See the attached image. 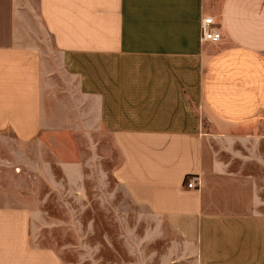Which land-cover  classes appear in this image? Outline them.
<instances>
[{"label": "crops", "instance_id": "obj_1", "mask_svg": "<svg viewBox=\"0 0 264 264\" xmlns=\"http://www.w3.org/2000/svg\"><path fill=\"white\" fill-rule=\"evenodd\" d=\"M206 16L220 41L201 39ZM202 118L225 148L264 164V126L237 130L264 122V0H0V133L103 128L121 153L116 180L185 257L264 264L259 185L206 154ZM61 167L84 180L82 163ZM190 175L199 187L185 186ZM40 213L0 199V264H66L39 244Z\"/></svg>", "mask_w": 264, "mask_h": 264}, {"label": "rangeland", "instance_id": "obj_2", "mask_svg": "<svg viewBox=\"0 0 264 264\" xmlns=\"http://www.w3.org/2000/svg\"><path fill=\"white\" fill-rule=\"evenodd\" d=\"M68 112L63 118L72 126L77 118ZM202 120L206 154L213 149L230 169L250 175L259 185L264 212V164L258 154L246 147L228 150ZM263 126L258 121L237 130L257 132ZM74 128L44 131L29 140L11 130L0 133V199L39 207V244L55 249L66 264H195L182 254L168 223L135 202L116 180L121 153L111 133ZM62 162L83 164L78 187L65 178Z\"/></svg>", "mask_w": 264, "mask_h": 264}, {"label": "built area", "instance_id": "obj_3", "mask_svg": "<svg viewBox=\"0 0 264 264\" xmlns=\"http://www.w3.org/2000/svg\"><path fill=\"white\" fill-rule=\"evenodd\" d=\"M201 39L203 41L218 42L223 37L220 28L217 26L212 16H206L200 24ZM187 188H197L200 186V177L198 175H190L185 179Z\"/></svg>", "mask_w": 264, "mask_h": 264}]
</instances>
